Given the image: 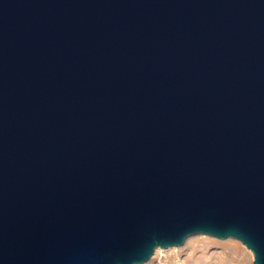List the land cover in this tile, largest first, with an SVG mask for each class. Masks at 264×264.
<instances>
[{"label": "water", "instance_id": "1", "mask_svg": "<svg viewBox=\"0 0 264 264\" xmlns=\"http://www.w3.org/2000/svg\"><path fill=\"white\" fill-rule=\"evenodd\" d=\"M195 236L264 264V0H0V264Z\"/></svg>", "mask_w": 264, "mask_h": 264}, {"label": "rangeland", "instance_id": "2", "mask_svg": "<svg viewBox=\"0 0 264 264\" xmlns=\"http://www.w3.org/2000/svg\"><path fill=\"white\" fill-rule=\"evenodd\" d=\"M254 256L236 240L191 237L179 248L157 249L147 264H253Z\"/></svg>", "mask_w": 264, "mask_h": 264}]
</instances>
